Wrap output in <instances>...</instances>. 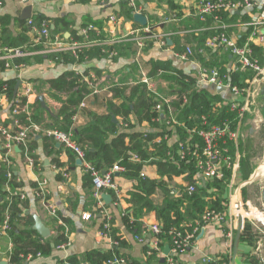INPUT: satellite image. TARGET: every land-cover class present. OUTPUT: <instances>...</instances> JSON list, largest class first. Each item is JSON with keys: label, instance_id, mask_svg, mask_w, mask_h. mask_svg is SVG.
Masks as SVG:
<instances>
[{"label": "crops", "instance_id": "obj_1", "mask_svg": "<svg viewBox=\"0 0 264 264\" xmlns=\"http://www.w3.org/2000/svg\"><path fill=\"white\" fill-rule=\"evenodd\" d=\"M1 1L3 4L0 6V19L7 23L11 36H29L30 43L33 42L39 27L34 26L35 29L31 30L28 23L37 17H43L46 23L48 21L51 30L55 29L54 21L61 20L58 28L63 37L57 36L67 42L83 41V29L89 25H94L102 31L101 41L86 48L84 53L87 52V55L84 58L79 59L71 54L72 57L67 55L56 61L46 55H35L23 62L21 71L6 68L0 72V81L14 83L15 87L21 83L14 100L6 95L0 105V126H22L18 117L16 124L12 105L16 100L24 99H27L25 104L28 105L29 114L23 115L31 116V113H34L42 121L39 124L40 131L33 133L29 139V150L31 148V156H35V165L30 166L22 148H16L11 155V169L23 184L28 213L33 215L34 220L37 216L50 230V236L44 240L51 242L56 235L55 218L36 197L37 186L44 180L47 182L49 205L55 209L58 216L60 214L69 220L68 229L72 245L68 250L56 249L52 254L38 256L28 264H61L70 257L74 258L77 264H94L90 258V254L94 252L110 254L113 258L121 257L127 264H165L167 256L164 251L167 246L171 248L169 240H161L163 256L150 254L149 244L153 236L147 230L153 225L163 227V223L156 211H148L147 208H142L140 203L133 202L132 195L140 186L141 179L153 181L156 188L148 196V200L154 207H159L167 197L165 189L180 196V187L187 186L189 175H161L157 165L153 164L159 161V155L154 148L155 142L152 141L148 149L151 159L144 164L140 177L131 178L126 173H116L118 194L106 192L105 194L112 197V202L106 204L103 200L102 204L98 203L93 195L92 177L84 164L79 163L75 153L48 134L49 131H63L64 115L61 111L67 106L72 95L55 91L51 82L64 74L74 73L91 91L85 96L78 113L73 117L70 130L74 134L94 125L96 116L110 113L111 105L120 107L127 104L137 86H146L148 91L158 98L162 96L173 103L178 101L179 83L182 81L180 75L194 81L192 89L207 90L213 94H221L224 101L231 100L233 97L229 90L218 93V86L205 79L213 70L231 78L232 73L241 71L237 70L236 59L223 46L208 48L205 45L221 31L239 45L249 43L254 49L264 50V20L260 17L264 11V0H250L254 4L253 8L223 12L219 22L213 18L204 21L200 19L198 12L203 0H137L132 17L123 12L125 6L131 7V0ZM29 8L32 9V17L27 23L30 32L25 34L20 23L27 21L22 17L29 14ZM136 13L147 18L146 27L134 21ZM111 18H115V21H111ZM200 22L204 25L199 28ZM256 23L258 27H255ZM137 30H141V35L144 36L143 48L130 41L132 33ZM188 48L193 50V55L183 60L180 55ZM201 50L203 52H200ZM144 79H148L149 84L144 83ZM30 88L31 93L27 95ZM38 97H44L45 106L37 100ZM162 118L165 119L163 116ZM116 119L119 127H123V118L119 116ZM130 125L133 127L128 129L129 132L155 131L148 122L139 124L134 116L130 117ZM250 132L253 133V130ZM242 136L241 141L244 142L243 130ZM159 138L161 137L156 140ZM164 139L173 146L179 140L177 131L172 128V132ZM0 145L1 179L3 172L8 170L3 160L1 137ZM237 176L238 172L231 178V184L226 183V209L222 211L226 215L225 221L199 228L187 251L177 257L176 264H264V194L261 208L250 209L251 218L247 220L249 226L246 229L244 225L236 247L238 222H235L230 213L228 193L233 185L235 187ZM201 178L200 173L194 176L197 186H203ZM237 188H242V185ZM209 191L215 193L216 189ZM181 212L183 213V209ZM108 220L112 225L111 233L108 238H102L99 233ZM134 222L145 227L140 234L132 229ZM196 222L183 221L184 232L192 230ZM145 232L148 233L144 242H141L138 238H142ZM12 250L10 239L0 232V264H9L8 254ZM206 259L212 261L206 262Z\"/></svg>", "mask_w": 264, "mask_h": 264}, {"label": "trees", "instance_id": "obj_2", "mask_svg": "<svg viewBox=\"0 0 264 264\" xmlns=\"http://www.w3.org/2000/svg\"><path fill=\"white\" fill-rule=\"evenodd\" d=\"M123 12L126 15L132 17L134 10L132 7L125 6ZM225 18V16H224ZM36 19V20H35ZM33 19L34 26L41 27L45 22L44 18L37 17ZM61 20H55V29L51 30L53 35H60L59 30ZM28 20L20 23L21 28L26 33L30 32L27 27ZM49 22L47 21V24ZM204 23H199V28ZM66 29V28H65ZM221 31L219 32V34ZM62 36V35H60ZM63 37V36H62ZM29 36L22 35L20 37H12L4 19H0V48H14L25 45H30ZM255 54L264 65V50L261 48H255ZM69 53H60L49 55L51 60H61L65 58ZM87 52L83 53L79 59L84 58ZM72 57V55H71ZM74 58V57H73ZM75 59V58H74ZM27 60V59H26ZM76 60V59H75ZM18 63H23L25 60H18ZM159 69V68H158ZM6 70L5 63L0 62V72ZM220 73V71H218ZM221 74V73H220ZM254 73L237 71L231 74L230 82L233 85H237L242 88V85H247L248 80L254 78ZM181 82L180 91L178 92V101L173 103V107L176 110V119L178 123H182L191 129H202L207 125L218 124L225 120L230 121L231 124L237 122L239 118L238 112L231 111V105L227 104L221 94H213L207 90L192 89L194 81L184 75H180ZM185 79V80H184ZM51 87L57 92L71 93V97L68 100L67 106L65 105L61 111L64 115L63 131L69 132L72 126L73 117L78 113L79 106L83 102L86 95L91 91L87 84L80 81L79 77L74 73H67L62 75L59 79L51 82ZM14 83H7L0 81V93H5L11 100H14ZM184 97L187 99V103L183 104ZM27 99L21 101V105H25ZM160 102V99L149 92L146 86H137L133 89L131 97L127 104H123L120 107L111 105L110 113L103 116L95 117V124L89 127H85L78 134L75 135L76 141L86 152V160L97 170L102 172H108L115 165H123L127 168L126 175L131 178L140 177V173L144 168L146 162H150L149 148L152 141L161 137L162 141L159 144H155L154 148L159 155V161L153 162L156 164L159 172L163 176H180L189 175L187 179V186L180 187V196L172 194L171 190L165 189L167 195L164 203L159 207H154L148 196H150L156 185L153 181L148 179H141L140 186L137 191L133 193V202L140 203L142 208H147L148 211H156L158 217L163 223V238H167L169 245L172 244L171 231H183L182 222L186 221H198L201 220L203 214L207 209L222 212L226 209L224 204V193L226 190L227 181L232 178V171H225V179L219 180H207V184L203 186H197L194 182V176L199 172L196 168V161L193 156L188 157L187 160H181L178 154V141L173 146L169 144L168 140L164 139L166 135L172 132L166 124V119L163 120L162 114L156 111V106ZM38 109L40 107L38 106ZM166 111V106H165ZM122 117L124 123L128 127H119V124L113 122L112 117ZM134 116L139 124L148 122L151 127L155 128L154 132H141L134 131L129 132L128 129H132L130 125V117ZM20 123L25 125L37 124L42 121L41 118L31 113V116L20 115L18 116ZM206 124H205V121ZM178 138L181 141H186L188 135L182 131L179 125H175ZM195 142L202 145L199 138L195 137ZM244 147L243 141L240 143V151L242 153L241 158V170L243 178L248 180L251 177L252 169L249 167V162L245 159V154L242 152ZM94 149V152H91ZM32 149L30 148V152ZM235 150L231 149V154H234ZM137 155L139 161L131 159L132 155ZM35 158V156H33ZM245 160H244V159ZM17 176H14V180L11 182L12 189L23 187L21 182L17 183ZM6 171L3 172L0 179V232L2 230V224L6 218V213L9 210L11 217V231L9 235L13 244V250L10 253L9 264H28L27 257L30 255L36 258L40 255H50L52 252L59 248L60 245L68 241V237L65 235V228L59 224L55 219V232L54 239L49 242L45 241L38 233L33 229L35 220L33 215L28 213L27 200H21L19 196H11L7 189ZM195 186L196 190L193 193L189 192V187ZM215 188V193H210V189ZM145 193L143 196L142 194ZM228 206V205H227ZM183 209V213L181 212ZM60 220L69 225V220L59 214ZM132 229L137 234L145 228L140 223H133ZM248 221H246L245 228L247 229ZM191 231V230H190ZM189 231V232H190ZM92 263L94 264H108L114 260L110 254L103 255L98 252L90 254ZM69 264H77V261L70 257L68 259ZM64 264V263H61Z\"/></svg>", "mask_w": 264, "mask_h": 264}, {"label": "built area", "instance_id": "obj_3", "mask_svg": "<svg viewBox=\"0 0 264 264\" xmlns=\"http://www.w3.org/2000/svg\"><path fill=\"white\" fill-rule=\"evenodd\" d=\"M24 2H29L31 0H23ZM105 2L107 0H100ZM3 2L0 0V6ZM264 5V4H263ZM130 6L133 9L137 7V0H131ZM254 4L250 0H203L199 8V16L201 20H206L207 18H213L216 21L221 20V13L226 11H233L242 8H253ZM261 19L264 20V11L261 14ZM111 21H115V18H111ZM29 26L34 28L33 19L29 20ZM255 27H258L257 23ZM35 29V28H34ZM148 31V30H147ZM102 31L95 27L94 25H89L83 29L84 40L80 42H67L61 39L57 35H53L50 30V26L43 22L41 27L36 30V36L30 45H25L21 47L14 48H0V62L5 63L7 69H13L16 71H21L24 67L23 63H18V60H26L35 55H53L60 53H69L79 58L86 48H89L101 41ZM141 30L134 31L130 37V41L137 44L139 48H143L144 36L141 35ZM93 35V37H92ZM95 35V36H94ZM264 40V38H262ZM206 47L217 48L224 47L228 49L231 54L236 59L237 70L243 72H252L255 78L263 76L264 78V65L261 63L260 59L255 54L254 47L246 43L245 45H239L237 42L233 41L226 33L222 32L206 42ZM200 52H203L201 50ZM193 55V50L188 48L184 54L180 57L183 60H187ZM207 82L212 83L218 87H224L231 92V95L236 96V99L226 100L227 104L231 105V111L238 112L239 118L235 124H231L230 121L225 120L218 124L207 125L202 129H191L182 123H178L176 119V110L173 107V101L166 99L162 96L159 97L160 102L156 106V111L158 113H163L162 116L167 120L166 124L170 128L175 129V125H179L182 131L188 135L186 141L178 140V154L181 160H187L188 157L193 156L196 161V168L199 170L202 178L207 180H219L223 181L225 179V171H232V178L236 175L241 165L242 153L240 151V143L243 138L242 136V126L244 115L249 111L250 106L253 105V100L251 101V90L250 88L243 89L237 85H233L230 82L229 75L220 74L217 70H213L209 73L205 79ZM144 83L149 84L148 79L143 80ZM31 93V88L27 90V95ZM6 98V94H0V105H2L3 99ZM22 100H16L12 105V114L14 117L29 114L28 105H21ZM187 103L186 97H184L183 104ZM166 106V111H165ZM205 121V119H204ZM18 124V119L16 120ZM206 124V121H205ZM123 127H128L127 124H123ZM40 131V126L37 124H30L25 126L18 125L17 127L11 126H0V137L2 139V148L4 150L3 160L8 170L6 172L7 186L6 189L11 196H19L21 200L26 199V195L23 192V188L12 189L11 182L14 180V174L11 169L12 161L11 155L14 153L16 148H22L28 159L30 166L35 165V161L31 156L29 150V139L33 133ZM50 137L60 142L66 149L71 150L76 154L77 158L82 161L87 172L90 173L94 188V198L98 203H103L102 195L106 192H115L118 194V187L115 180L116 173H126L127 168L123 165H115L108 172H102L94 168L86 160V152L76 141L74 132L71 130L69 132L64 131H49ZM195 137L199 138L202 145L195 142ZM179 139V138H178ZM162 138L155 139L153 143L159 144ZM235 150L234 154H231V149ZM134 161H139L138 156L132 155L131 157ZM17 183L20 182L19 179L16 180ZM232 182H230L231 184ZM230 186V185H229ZM232 189V188H231ZM196 187H189V192H195ZM48 189L47 182L40 181L36 189V197L46 206L52 216L58 219L59 224L65 228V235L68 237V241L59 246L58 250L67 251L72 245L70 238V233L68 226L63 223L55 209L48 203ZM230 213L232 214L235 222L237 221V216L242 214L245 221L251 218L252 212L245 211V203L243 202L240 190H236L230 197L229 200ZM226 219L225 213L217 211H209L203 214L201 220H198L195 225H193L192 230L189 232L183 231H171L172 244H171V255L167 256L165 264H176V259L178 256L182 255L187 251L190 246L191 241L195 237L196 231L208 224L214 222H224ZM11 217L9 210L6 213V218L2 224L1 232L5 234L11 241L9 232L11 231ZM112 225L110 220L104 224L103 230L99 233L102 238H108L111 233ZM151 232L153 239L151 240L150 254H157L163 256V247L161 245V236L163 234L162 227L159 225H153L151 228L147 229ZM145 232L142 238H138L141 242H144L146 238ZM12 243V241H11ZM12 252V251H11ZM10 252V253H11ZM10 253L8 254V261L10 259ZM38 256H41L40 254ZM37 256V257H38ZM33 256L27 257V261L33 260ZM206 262H211L212 259H206ZM64 264H69L68 258L64 261ZM108 264H127V261L121 257H114V260L108 262Z\"/></svg>", "mask_w": 264, "mask_h": 264}, {"label": "rangeland", "instance_id": "obj_4", "mask_svg": "<svg viewBox=\"0 0 264 264\" xmlns=\"http://www.w3.org/2000/svg\"><path fill=\"white\" fill-rule=\"evenodd\" d=\"M243 89L251 90V101L249 111L245 113L243 120V134L245 140L242 152L245 154V159L249 162V167L252 169L251 177L246 180L243 178L241 165L238 171V176L234 181L231 191L228 193L230 200L231 195L240 190L243 202L245 203V211L252 208H261L264 192V78L260 76L247 81V85H242ZM253 130V133L250 131ZM244 159V158H243ZM244 159V160H245ZM231 180L227 181L230 182ZM238 185L242 188L238 189ZM237 186V187H236ZM237 188V189H236ZM230 190V189H229ZM225 194V193H224ZM250 202V203H248ZM215 211L207 209L205 211ZM204 213V214H205Z\"/></svg>", "mask_w": 264, "mask_h": 264}, {"label": "water", "instance_id": "obj_5", "mask_svg": "<svg viewBox=\"0 0 264 264\" xmlns=\"http://www.w3.org/2000/svg\"><path fill=\"white\" fill-rule=\"evenodd\" d=\"M31 17H32V9L29 8V14H26L24 17H22V19L24 21H26V20L31 19ZM134 21L136 23H138L139 25H141L142 27H146L148 25L147 18L143 14H140V13H136L134 15ZM20 85H21V83L19 82L16 85V87H15V91H14V95L15 96L18 94V90H19ZM217 91H218V93H222L223 91H226V88L218 87ZM232 97L234 99H236V96L232 95ZM37 100L40 101L43 106H45L44 97H38ZM113 122L118 124V120L116 119V117H113ZM0 148H1V145H0ZM91 152H94V149H91ZM79 163H82V161L79 160ZM201 180H202L203 185H205L206 180L204 178H201ZM102 198H103V200L105 201L106 204H110L112 202V197L110 195H108V194L104 193L102 195ZM237 222H238V235H237V240H236V247H238V244H239V241H240V238H241L242 229L244 227V219H243L242 214H239L237 216ZM33 229L35 231H37V233L43 239L48 238L50 236V234H51L50 230L45 225H43V223L40 221V219L37 216H35V225L33 226ZM164 255L165 256L171 255V248L169 246L166 247V249L164 251ZM1 264H8V263L7 262H2Z\"/></svg>", "mask_w": 264, "mask_h": 264}]
</instances>
